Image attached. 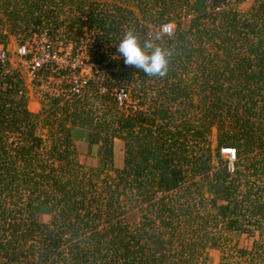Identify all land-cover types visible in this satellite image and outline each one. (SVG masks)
I'll return each mask as SVG.
<instances>
[{
  "label": "trees",
  "instance_id": "1",
  "mask_svg": "<svg viewBox=\"0 0 264 264\" xmlns=\"http://www.w3.org/2000/svg\"><path fill=\"white\" fill-rule=\"evenodd\" d=\"M0 1L11 34L75 47L86 37L95 62L114 53L103 82L130 84L141 106L119 109L91 85L31 112L18 71L0 66V264H206L219 223L263 234L264 0L241 15L208 0L186 22L189 0ZM167 22L171 36L154 41L170 53L167 74L125 66L124 34L143 45ZM74 131L93 163L78 161ZM251 250L237 256L253 264Z\"/></svg>",
  "mask_w": 264,
  "mask_h": 264
},
{
  "label": "rangeland",
  "instance_id": "2",
  "mask_svg": "<svg viewBox=\"0 0 264 264\" xmlns=\"http://www.w3.org/2000/svg\"><path fill=\"white\" fill-rule=\"evenodd\" d=\"M97 3L99 4L98 7L103 8L102 3L104 2H113L117 0H96ZM67 2V1H66ZM208 0H189L188 1V6H185L187 9L190 7L191 11H185V9L181 12L182 17L184 22H186L194 13H199L203 9H205V6L207 4ZM232 7L238 11V13L241 14H246L248 12V9L250 6L253 4V0H230ZM1 3V1H0ZM121 4V3H120ZM123 5V4H122ZM126 6H129L133 10L134 7L128 4H124ZM68 9L67 5L64 6V11ZM2 12L0 11V15ZM193 14V15H194ZM5 17L3 16L1 18L0 27L2 30V33H5V39L4 41V46L5 49L7 50V55L9 57V69H15L18 71L20 74V77L23 80V89L25 91L26 95V107L32 111V112H37L41 106V103H45V96H56V95H66V84L58 77V75L55 73L52 76H47L46 75H41L38 81H34L29 83L28 79L26 78V73L24 70V66L20 65L18 63L17 56L14 53L15 46L18 43H22L23 41H28V39L24 38L23 34H11L8 32V29L10 28V22L5 21ZM166 24L170 25L172 27V22H167ZM151 34V32H150ZM86 40V41H85ZM59 46H64L62 41L59 42L53 41ZM80 47V51L82 52L81 55H83L85 58L88 59V61H94L93 56L95 55L94 53V48H91L89 46V41H87V38L85 37L82 42H79L78 46ZM107 58V56L105 57ZM109 58V57H108ZM111 59V58H110ZM107 63L103 65V68L105 67ZM45 76V77H44ZM128 90L129 96L131 95V85L128 83H123ZM160 95V94H159ZM157 93L152 95L151 97L159 96ZM132 96V95H131ZM162 96V95H160ZM132 98V97H131ZM133 101H136L134 98H132ZM131 100V99H130ZM33 103H35L33 105ZM136 104L139 108L138 102L136 101ZM120 109V108H119ZM41 134L44 133V130H39ZM74 131V139L75 141V147L77 149L78 153V161L82 164L89 165L93 163V160L87 156L86 153V143L84 141V136L85 134L81 131H78L80 133H75ZM77 134V135H76ZM119 142L115 141V146L118 149V144ZM210 145L211 147L214 146V136L213 132L212 135L210 136ZM220 152V151H219ZM221 154V153H220ZM120 155V154H119ZM221 161H225L226 157L222 154L221 155ZM216 159L213 157V162H215ZM212 164V163H211ZM212 167H214L212 165ZM256 185H264L262 183V177L259 179L258 182H256ZM245 190L243 186L239 188V191ZM264 201V200H263ZM241 226L242 229H245L248 227L247 223L242 224ZM261 231L263 234L259 233V230L254 228L251 230V233L246 231L244 232L243 230L238 229V230H226L223 228V226L219 223L216 227H213L212 233L214 236H219V239L217 240L218 242L216 245L207 246L206 252L204 255H207V263L206 264H219L221 261L224 262L225 264H235L237 261L241 264H245L246 261L248 260L246 258H240L237 255V249H245V250H253L255 254L253 264H264V224L261 226ZM251 250V251H252ZM258 253L260 256H258Z\"/></svg>",
  "mask_w": 264,
  "mask_h": 264
},
{
  "label": "built area",
  "instance_id": "3",
  "mask_svg": "<svg viewBox=\"0 0 264 264\" xmlns=\"http://www.w3.org/2000/svg\"><path fill=\"white\" fill-rule=\"evenodd\" d=\"M163 26L170 25L165 23L160 28ZM28 40L30 42L25 40L18 43L14 53L18 63L24 66L29 83L38 81L41 75L47 74V78L56 72H61L56 74L66 84L65 96H80L89 86L93 85L98 93L111 97L118 108L126 107L131 112L140 109L135 101L130 100L125 85L117 82L111 87L103 82V65L113 58L114 53L99 62L88 61L81 55L80 47H75L71 43L64 44L63 47L59 46L48 39L45 31L37 35L34 34ZM8 61L7 50L0 46V65H4ZM43 71L48 73H42ZM17 95H20V91ZM220 153L226 157V170L232 172V163L235 159L234 149L231 147L220 148ZM211 163L217 167L216 161L212 160Z\"/></svg>",
  "mask_w": 264,
  "mask_h": 264
},
{
  "label": "clouds",
  "instance_id": "4",
  "mask_svg": "<svg viewBox=\"0 0 264 264\" xmlns=\"http://www.w3.org/2000/svg\"><path fill=\"white\" fill-rule=\"evenodd\" d=\"M172 27H161L151 39L141 45L133 30H128L117 45V52L125 66L142 70L146 75L164 77L168 71L170 53L154 43L164 36H171Z\"/></svg>",
  "mask_w": 264,
  "mask_h": 264
},
{
  "label": "crops",
  "instance_id": "5",
  "mask_svg": "<svg viewBox=\"0 0 264 264\" xmlns=\"http://www.w3.org/2000/svg\"><path fill=\"white\" fill-rule=\"evenodd\" d=\"M164 24H165V23H164ZM161 25H162V24H161ZM0 46H1V45H0ZM4 48H5V47H4ZM107 56H109V55H107ZM108 62H109V61H108ZM108 62H107V63H108ZM8 64H9V61H8L7 63H5L4 65H0V66H6V69H7V68H9V65H8ZM103 71H104V68H103ZM42 73H48V72L43 71ZM52 73H55V72H52ZM56 73H61V72H56ZM44 75H46V74H44ZM44 77H45V76H44ZM103 77H104V75H103ZM105 84H106V83H105ZM114 84H116V83H113V84H107V85L112 87ZM122 84H123V83H122ZM123 85H124V84H123ZM22 87H23V86H22ZM34 104H35V103H33V105H34ZM27 109H28V108H27ZM28 110H29V109H28ZM29 111H30V110H29ZM31 112H32V111H31ZM73 129H77V128H73ZM76 132H78V131H76ZM76 132H75V133H76ZM78 133H79V132H78ZM76 135H77V134H76ZM75 141H76V140H75ZM75 141H74V142H75Z\"/></svg>",
  "mask_w": 264,
  "mask_h": 264
}]
</instances>
